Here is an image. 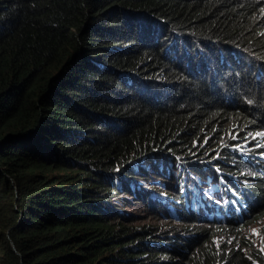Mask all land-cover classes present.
I'll return each instance as SVG.
<instances>
[{
  "label": "trees",
  "instance_id": "16d2710c",
  "mask_svg": "<svg viewBox=\"0 0 264 264\" xmlns=\"http://www.w3.org/2000/svg\"><path fill=\"white\" fill-rule=\"evenodd\" d=\"M175 28L261 64L188 73L141 36L162 45ZM145 64L159 75L152 97L123 74L146 83ZM236 124L264 125V0H0V264H264L255 247L171 260L159 227L121 225L103 206L139 157L187 154L207 133L218 145Z\"/></svg>",
  "mask_w": 264,
  "mask_h": 264
},
{
  "label": "clouds",
  "instance_id": "9594fccd",
  "mask_svg": "<svg viewBox=\"0 0 264 264\" xmlns=\"http://www.w3.org/2000/svg\"><path fill=\"white\" fill-rule=\"evenodd\" d=\"M142 23L138 22V25ZM153 23L154 21L149 22L151 27H153ZM180 32L177 29L172 31L162 45L158 41L160 34L156 31L151 33L149 31L147 34L141 33V36H145L148 39L147 44L151 46L158 43V47L161 49L164 47L162 51L166 55H170L175 61L184 58V69L192 74L209 73L213 76L218 70L229 69L231 63H234L236 67L247 64L252 66L254 60H259V57L232 44L221 43L213 48L211 43L203 42L201 39L199 42V38L194 40L191 38L193 37L192 34L185 38ZM116 46L122 45L117 43ZM99 47H104L108 51L107 45H99ZM99 47L95 48L97 52L99 49L101 50ZM99 53L107 54L108 52L99 51ZM123 74L128 76L132 85H135L134 83L139 85L138 78L132 75L131 70H124ZM145 80L146 83L140 82L144 87L147 85L153 89L159 87L155 78L145 76ZM249 99L250 97L245 94L244 100ZM224 100L231 101L234 100V97L224 95ZM257 133H264V125L238 127L236 124L226 131V135L222 134L225 139L221 137L218 145L214 146L213 140L210 141L211 147L219 149L214 155L207 156L205 152L201 151V145L196 147V152L198 150V153L202 154L203 157L197 156L198 158L192 161L187 159L189 152L177 154L163 151L149 154L139 157L130 164L133 173L124 174L119 178L120 190L124 192L133 191L126 183V179L130 175L137 177L146 175V173L149 175V169H152L154 171V178H152L154 182L153 194L149 195L150 187L145 182L142 188L138 187V190L145 195L149 207L157 206L155 207L157 210L168 207L174 215L188 222H195L201 218L208 221L207 227H201L198 230L199 233L196 231L192 234H183L179 230L172 231L169 228H160L157 231L158 235L164 239L162 244L166 247L163 248L164 246L161 245L160 250L174 249L176 253L172 254L171 260L180 258L183 254L186 257H196L193 249H191V244L201 236L205 238L199 244L201 246L199 253L200 249L213 250L214 261L218 259L217 254L231 248H241L243 252H248L250 247H255L264 252V230H256L259 234L257 237L252 235L248 231L249 222L247 221L251 216L262 215L261 211L264 210V135L257 136ZM211 135L213 134L207 133L201 138L207 140ZM235 145L241 147H235ZM221 150L223 151L221 152ZM203 165L207 167L209 176L202 169ZM156 179L159 181L156 182ZM161 204H165V207ZM208 227L213 228L208 230ZM224 228L230 231L229 234L233 237V243L213 241L214 236ZM178 238L187 242L186 247L176 244ZM166 255H157L160 258L159 262L166 263L170 260ZM222 260L225 262L224 259Z\"/></svg>",
  "mask_w": 264,
  "mask_h": 264
},
{
  "label": "rangeland",
  "instance_id": "374dc122",
  "mask_svg": "<svg viewBox=\"0 0 264 264\" xmlns=\"http://www.w3.org/2000/svg\"><path fill=\"white\" fill-rule=\"evenodd\" d=\"M148 29L150 28L149 25H144ZM92 41V40H91ZM93 42V41H92ZM147 42V41H146ZM92 47V45H91ZM101 48V52H108L104 47ZM164 47H162L163 50ZM135 48L133 47V50L130 51L131 53L134 52ZM82 52V51H81ZM91 53V52H90ZM90 58V55L86 53L85 59ZM176 63V62H175ZM185 66V65H184ZM138 67V66H137ZM143 68V73L145 75L149 74L147 77H154L159 79V75H157L156 70L148 71L146 69V64L141 67ZM140 68V69H141ZM105 69V68H104ZM139 69V70H140ZM106 70L110 71V68H106ZM133 85L138 91L141 90L145 96L152 97L156 91L153 90L152 87L148 86L147 89H144V85L140 84L137 85L134 83ZM149 87V88H148ZM114 89V95L119 94L118 91L120 89H117V87H113ZM109 120V119H107ZM108 122H111L109 120ZM112 123V122H111ZM213 140V135L210 136V138H206L201 141V151L205 152L207 156L214 155L217 151H219L218 148L211 147L210 141ZM223 150H221L222 152ZM199 151L194 149L193 151H190L187 155V159L189 161H192L194 159H197V156L203 155L198 153ZM206 159V158H203ZM118 166H116L114 169H116ZM202 169L206 172V174L209 176L210 173L207 172V167L205 165L202 166ZM110 171V170H107ZM150 174L146 173V175H141L140 177L137 176H129L126 179V183L129 184V186L133 189V191H122L118 194H112V196L107 197V202L104 203L103 206H105V210H109L108 214H111L113 216V219L111 217L113 222H121V225L125 226H136V228H140L141 226H149L151 229H155L156 227H159L161 229H171L172 231L179 230L181 233L185 234H192L196 233L201 227H207L208 221L204 218L195 220V222H188L187 220L180 219L176 215H174L170 209L167 208H159L158 210L155 209L157 206L149 207L147 205V202L145 200V195L138 190L139 188H142L143 183H147L150 187L149 195L153 194L152 188L154 187V182L152 181V178H154L153 174L154 171L152 169H149ZM159 179H156V182H158ZM205 183V182H204ZM120 188V187H119ZM143 194V195H141ZM161 206L165 207V204H161ZM176 206V204H175ZM176 209V208H175ZM168 210V211H167ZM262 215H254L247 219L248 223V231L254 236H258L257 231L264 230V210L261 211ZM252 214V213H251ZM253 215V214H252ZM186 222V223H185ZM148 228V227H147ZM212 229L213 227H208ZM256 228V229H255ZM228 229H222L214 236L213 241L219 242L222 241L223 243H233V237L231 234H229ZM199 233V231H198ZM212 234V233H209ZM205 237L201 236L198 239H195L191 244V249L194 251V255L197 256L199 253V248L201 247L199 244L204 240Z\"/></svg>",
  "mask_w": 264,
  "mask_h": 264
},
{
  "label": "snow or ice",
  "instance_id": "6c2138e0",
  "mask_svg": "<svg viewBox=\"0 0 264 264\" xmlns=\"http://www.w3.org/2000/svg\"><path fill=\"white\" fill-rule=\"evenodd\" d=\"M257 136H261V135H264V133H257L256 134ZM235 147H241L240 145H235ZM257 147H260V145H257Z\"/></svg>",
  "mask_w": 264,
  "mask_h": 264
}]
</instances>
